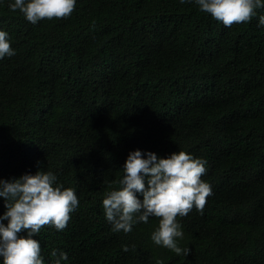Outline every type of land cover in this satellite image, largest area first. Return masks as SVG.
<instances>
[{
    "label": "trees",
    "instance_id": "trees-1",
    "mask_svg": "<svg viewBox=\"0 0 264 264\" xmlns=\"http://www.w3.org/2000/svg\"><path fill=\"white\" fill-rule=\"evenodd\" d=\"M11 3L0 0L15 52L0 59V179L50 171L79 200L63 231L32 237L45 264L53 249L61 264H264V8L225 27L195 0H76L70 17L32 24ZM134 150L207 162L203 212L177 217L188 256L152 241L159 218L127 234L106 219Z\"/></svg>",
    "mask_w": 264,
    "mask_h": 264
},
{
    "label": "clouds",
    "instance_id": "clouds-1",
    "mask_svg": "<svg viewBox=\"0 0 264 264\" xmlns=\"http://www.w3.org/2000/svg\"><path fill=\"white\" fill-rule=\"evenodd\" d=\"M186 0H181L185 3ZM201 12L223 23L225 27L248 23L264 8V0H195ZM76 0H14L11 11L19 10L32 24L40 20L64 19L75 10ZM259 23L264 25V16ZM15 55L9 34L0 30V59ZM146 156V158H145ZM206 161L179 151L168 158H158L153 152L129 153L120 187L103 199L106 219L114 232L130 233L135 224L148 223L149 217L159 218L152 241L175 254L188 256L190 248H181L178 241L183 231L177 217L187 216L193 209L203 212L212 195L209 184L201 177L206 173ZM52 172L38 170L11 180L0 179V198L7 211L0 216V258L3 264H45L38 240L33 239L46 226L63 231L71 213L79 206L75 190L57 185ZM142 195V200L137 194ZM8 221L5 225L2 221ZM26 232L27 236H18ZM124 251L128 247L124 246ZM55 264L68 259L67 253L53 249ZM162 264V261H157Z\"/></svg>",
    "mask_w": 264,
    "mask_h": 264
}]
</instances>
